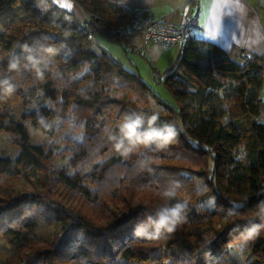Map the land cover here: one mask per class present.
Segmentation results:
<instances>
[{
    "label": "trees",
    "instance_id": "16d2710c",
    "mask_svg": "<svg viewBox=\"0 0 264 264\" xmlns=\"http://www.w3.org/2000/svg\"><path fill=\"white\" fill-rule=\"evenodd\" d=\"M47 1L42 8L41 0H0V79L13 85L0 89V134L19 148L0 155V236L13 252L0 264H239L232 243L248 264H264V227L245 232L264 202V57L242 54L240 63L192 36L174 65L156 73L172 106L97 42H124L135 11L118 0H73L85 14L78 20ZM25 46L55 49L42 76L26 66ZM153 113L177 129L168 148L127 158L112 149L108 133L126 115ZM28 123L50 135L68 123L83 131L82 140L67 141L73 173L53 166V151L32 141ZM194 176L205 180L212 207L202 204ZM23 181L35 191L18 192ZM175 203L186 211L175 232L133 234L146 215ZM51 227L58 239L38 247Z\"/></svg>",
    "mask_w": 264,
    "mask_h": 264
},
{
    "label": "crops",
    "instance_id": "0c3cea01",
    "mask_svg": "<svg viewBox=\"0 0 264 264\" xmlns=\"http://www.w3.org/2000/svg\"><path fill=\"white\" fill-rule=\"evenodd\" d=\"M118 2L137 14L152 11L155 17L175 23H180L194 10L191 0ZM124 28L127 33L124 42L115 43L119 46L118 56L106 49L127 69L138 72L143 80L144 74L148 79L156 81V73H164L174 65L181 47L175 45L165 48L159 43L147 41L144 35L133 32L132 21L124 25ZM191 33L195 38L208 40L223 47L240 63H244L242 54L264 57V0H200L197 25Z\"/></svg>",
    "mask_w": 264,
    "mask_h": 264
},
{
    "label": "clouds",
    "instance_id": "9594fccd",
    "mask_svg": "<svg viewBox=\"0 0 264 264\" xmlns=\"http://www.w3.org/2000/svg\"><path fill=\"white\" fill-rule=\"evenodd\" d=\"M25 51L26 66L34 69L39 76L43 75V68L47 67L49 57L56 54L53 47L39 51L25 46ZM17 66L18 63L15 61L9 64L10 69H16ZM0 89L5 93H11L13 85L8 79H0ZM158 120L157 113L150 116L128 114L118 124L116 131L108 133L107 139L112 149L125 158L130 157L141 148L163 151L176 140L178 132L174 125L170 123L158 124ZM164 195L172 197L174 193L166 191ZM257 209L253 222L245 229L247 236L258 234L259 230L264 227V202H261ZM185 219L184 204H165L152 214L146 215L144 221L134 228L133 234L148 240L160 239L165 234L175 232ZM256 220H260L261 223H256Z\"/></svg>",
    "mask_w": 264,
    "mask_h": 264
},
{
    "label": "rangeland",
    "instance_id": "374dc122",
    "mask_svg": "<svg viewBox=\"0 0 264 264\" xmlns=\"http://www.w3.org/2000/svg\"><path fill=\"white\" fill-rule=\"evenodd\" d=\"M59 4L64 5L71 13L72 16L76 17L78 20H84L85 14L82 9L77 5L73 0H56ZM47 0H41L40 6L42 8H46L49 6ZM97 42L108 50L112 51L115 56H118V45L115 41H110L104 38L102 35L97 36ZM145 80L152 86L155 90V93L165 102L175 106L176 102L170 92L165 88L164 84L159 81H155L154 79H148L146 75H144ZM153 106H156V102L153 103ZM151 107V106H150ZM70 123V122H69ZM66 124V126L58 129L55 135H50L47 133H43L42 131L33 128L29 123L27 125L28 130L31 134V139L35 143H42L46 146L47 149H51L54 153L53 155V166L55 168L61 167L66 168L69 173H73L72 166L69 163L70 155L65 151L69 147V143L67 141L77 142L84 138L83 131L77 126L73 124ZM19 152V148L14 144L11 139V135L7 132H2L0 134V155H7L11 157H15ZM193 182L199 197H204L202 204L206 207H212L213 199L209 197V188L205 183V180L199 178L197 176L193 177ZM92 187L91 183H87ZM35 186L25 183L24 181L21 185L17 186V191L20 193L23 192H34ZM66 194V193H65ZM71 195V194H70ZM56 198V197H55ZM57 199V198H56ZM75 205H80V199H74ZM55 228V227H54ZM53 227L48 228V232L42 233L38 238V247H43L47 240H56L60 235V230L58 228L54 229ZM44 241V242H43ZM232 254L237 259L239 264H248V259L246 258V254L242 249V245L240 243H232L231 244ZM13 256V252L11 247L6 243V241L0 236V263L5 262L8 258Z\"/></svg>",
    "mask_w": 264,
    "mask_h": 264
},
{
    "label": "built area",
    "instance_id": "2783aa9c",
    "mask_svg": "<svg viewBox=\"0 0 264 264\" xmlns=\"http://www.w3.org/2000/svg\"><path fill=\"white\" fill-rule=\"evenodd\" d=\"M200 0H191L194 10L187 14L180 23L168 21L164 18H157L152 11L139 13L132 21L133 32L145 36L149 42H156L165 48L172 46L182 47L192 37V29L197 25V12ZM127 33L122 27V35ZM163 79V75L159 76Z\"/></svg>",
    "mask_w": 264,
    "mask_h": 264
},
{
    "label": "water",
    "instance_id": "95a60500",
    "mask_svg": "<svg viewBox=\"0 0 264 264\" xmlns=\"http://www.w3.org/2000/svg\"><path fill=\"white\" fill-rule=\"evenodd\" d=\"M86 22V21H85Z\"/></svg>",
    "mask_w": 264,
    "mask_h": 264
}]
</instances>
